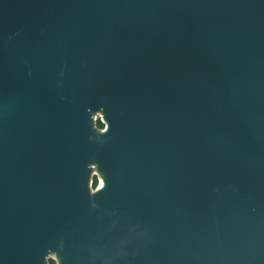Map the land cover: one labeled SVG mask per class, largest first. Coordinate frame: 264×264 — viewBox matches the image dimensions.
<instances>
[{
	"label": "water",
	"instance_id": "1",
	"mask_svg": "<svg viewBox=\"0 0 264 264\" xmlns=\"http://www.w3.org/2000/svg\"><path fill=\"white\" fill-rule=\"evenodd\" d=\"M53 252L264 264V0H0V264Z\"/></svg>",
	"mask_w": 264,
	"mask_h": 264
},
{
	"label": "rangeland",
	"instance_id": "2",
	"mask_svg": "<svg viewBox=\"0 0 264 264\" xmlns=\"http://www.w3.org/2000/svg\"><path fill=\"white\" fill-rule=\"evenodd\" d=\"M94 128L97 133H101L107 129L108 124L104 121V114L102 110L94 112ZM92 173L89 175V189L91 193H95L97 189H100L99 187L100 182L104 181V176L101 172L100 166L97 163V161L91 163L90 165ZM58 252L51 253V257L48 259L47 264H60L59 258H58Z\"/></svg>",
	"mask_w": 264,
	"mask_h": 264
},
{
	"label": "bare ground",
	"instance_id": "3",
	"mask_svg": "<svg viewBox=\"0 0 264 264\" xmlns=\"http://www.w3.org/2000/svg\"><path fill=\"white\" fill-rule=\"evenodd\" d=\"M104 186H105L104 181H101L99 187L103 188Z\"/></svg>",
	"mask_w": 264,
	"mask_h": 264
}]
</instances>
